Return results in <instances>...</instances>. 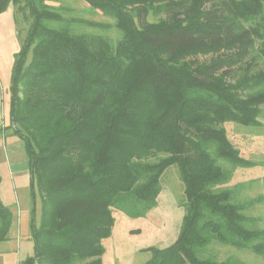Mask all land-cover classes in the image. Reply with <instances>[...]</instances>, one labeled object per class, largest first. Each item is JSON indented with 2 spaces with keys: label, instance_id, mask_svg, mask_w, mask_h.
Segmentation results:
<instances>
[{
  "label": "trees",
  "instance_id": "16d2710c",
  "mask_svg": "<svg viewBox=\"0 0 264 264\" xmlns=\"http://www.w3.org/2000/svg\"><path fill=\"white\" fill-rule=\"evenodd\" d=\"M85 1L116 20L115 46L53 27L62 15L38 0H0V14L15 6L29 15L10 78L9 127L41 203L23 264H103L113 208L144 217L174 165L186 198L181 231L170 247L149 249L146 264H245L200 257L213 242L264 255V231L247 227L249 203L219 188L231 173L218 164L253 166L220 126L260 125L264 0ZM156 154L166 156L147 161ZM12 220L0 197V244Z\"/></svg>",
  "mask_w": 264,
  "mask_h": 264
},
{
  "label": "rangeland",
  "instance_id": "374dc122",
  "mask_svg": "<svg viewBox=\"0 0 264 264\" xmlns=\"http://www.w3.org/2000/svg\"><path fill=\"white\" fill-rule=\"evenodd\" d=\"M38 1L47 4L62 15V21L52 23L53 27L67 28L77 35L102 36L113 46L122 39V32L116 27V20L99 10L92 9L85 0ZM10 14H13L16 25L11 21ZM164 16L165 14L151 16L150 20L158 21ZM28 17L27 12H20L15 6H10L7 13L0 14V70L2 77H9L14 56L20 51L25 41L29 27ZM254 55L259 56L258 51H255ZM258 61L259 66L256 70L264 69V58L259 57ZM258 120L260 122L258 127H244L237 123H225L220 126L226 129L232 144L240 150L244 158L253 163V166L249 168L233 167L229 163L219 160L218 164L231 173L230 181L219 188L231 189L235 203H249V206L242 211L249 219L246 223L247 227L264 231V105L260 107ZM12 132L13 129L9 127L4 134H12ZM3 139L4 136L0 135L1 199L11 210L16 220V228H14L15 233L10 228V239L0 245V264H23L34 255L30 229L33 218L32 211L35 207V219L38 223L41 203L38 194L35 204L31 198L28 159L24 153V143L18 139L21 142L20 149L22 151H19L20 154L16 155L10 165L6 159L4 160L7 146L2 143ZM14 139L17 140L16 137ZM165 156L156 154L149 157L147 161L157 163ZM10 171L18 173L16 180L12 179ZM161 187L156 206L144 217L132 218L124 211L113 208L115 224L111 237L103 241L105 247L103 264H146L151 258L149 249H166L176 242L186 213L184 184L177 165L171 166L163 174ZM14 188L17 192L14 191ZM16 201L21 207L19 211L14 209ZM198 255L216 261L264 264V255H256L249 250H239L217 242H213Z\"/></svg>",
  "mask_w": 264,
  "mask_h": 264
},
{
  "label": "crops",
  "instance_id": "0c3cea01",
  "mask_svg": "<svg viewBox=\"0 0 264 264\" xmlns=\"http://www.w3.org/2000/svg\"><path fill=\"white\" fill-rule=\"evenodd\" d=\"M9 11V10H8ZM7 13V12H5ZM4 14V13H3ZM11 17V21L14 22V24L16 25L15 21H14V17L13 14H10ZM14 55V54H13ZM14 63V61H13ZM13 67V65H12ZM11 72H12V68H11ZM11 72L9 74V77H2V72L0 70V128L3 129L2 133H0L1 136H4V139L2 141V143L6 144V154L4 153V160L6 159L7 162L11 165L12 161L16 158V155L20 154V152L22 151L20 149V140L17 136H15L12 132V134H4L6 129L9 128L10 126V78H11ZM9 138V142L7 141V139ZM16 137L17 140H15L14 138ZM20 141H19V140ZM19 141V142H18ZM23 142V141H22ZM8 143V144H7ZM24 143V142H23ZM20 151V152H19ZM19 152V153H18ZM24 153H25V145H24ZM2 154H0V159L2 161ZM26 155V153H25ZM28 159V158H27ZM9 165V166H10ZM11 169V166H10ZM28 169H29V163H28ZM13 170V169H12ZM11 176L13 177V180H16V175H18V173H14V171H10ZM30 175V174H29ZM14 191L17 192L14 188ZM0 197H1V191H0ZM3 201V200H2ZM4 203V202H3ZM5 204V203H4ZM7 206V204H5ZM16 207H14V209H18V211L20 210L21 207H19V203H15ZM13 208V207H12ZM22 218V217H20ZM18 220L19 217H18ZM15 218L13 217L12 220V225H11V229L14 231V228H16V222H15ZM10 229V231H11ZM10 233L8 234V239H10ZM4 243V242H3ZM2 244V243H1ZM0 244V245H1Z\"/></svg>",
  "mask_w": 264,
  "mask_h": 264
}]
</instances>
